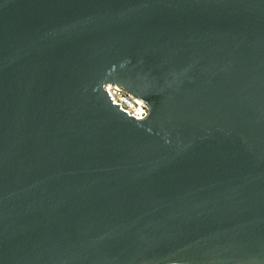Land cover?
<instances>
[{
    "label": "water",
    "instance_id": "obj_1",
    "mask_svg": "<svg viewBox=\"0 0 264 264\" xmlns=\"http://www.w3.org/2000/svg\"><path fill=\"white\" fill-rule=\"evenodd\" d=\"M0 264H264V0H0Z\"/></svg>",
    "mask_w": 264,
    "mask_h": 264
},
{
    "label": "built area",
    "instance_id": "obj_2",
    "mask_svg": "<svg viewBox=\"0 0 264 264\" xmlns=\"http://www.w3.org/2000/svg\"><path fill=\"white\" fill-rule=\"evenodd\" d=\"M113 104H118L119 108L136 120L147 117L149 111L143 99L128 93L117 84H107L104 86Z\"/></svg>",
    "mask_w": 264,
    "mask_h": 264
}]
</instances>
